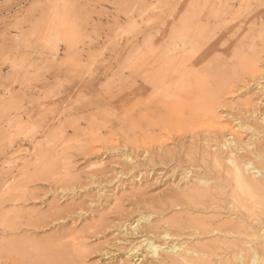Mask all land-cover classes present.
Listing matches in <instances>:
<instances>
[{
    "label": "rangeland",
    "instance_id": "1",
    "mask_svg": "<svg viewBox=\"0 0 264 264\" xmlns=\"http://www.w3.org/2000/svg\"><path fill=\"white\" fill-rule=\"evenodd\" d=\"M261 1L0 0V264H135L138 258L139 264L145 252L137 242L152 238L144 230L155 223L168 227L166 220L175 215L168 204L190 186V178L209 170L206 153L222 138L213 128L148 129L146 122L160 112L146 108L145 99L163 101L164 116L176 121L175 101L190 103L176 87L187 83L185 74L201 75L197 79L204 84L194 82L202 84L201 92L219 96L215 108L222 122H259L264 117ZM219 6L230 8L223 21L230 25L224 35L230 50L216 53L210 30ZM180 27L188 30L182 33ZM172 29L181 32L178 49ZM136 37L138 71L132 63ZM248 38L254 42L248 44ZM146 42L153 44L152 52L146 53ZM168 48L185 60L169 74L163 54ZM162 71L166 88L143 83ZM239 132L244 140L251 133ZM222 134L229 138L227 129ZM144 214L151 215V223L141 221L139 233L132 234ZM172 232L184 240L194 229ZM263 240L264 229L252 241L264 249Z\"/></svg>",
    "mask_w": 264,
    "mask_h": 264
},
{
    "label": "bare ground",
    "instance_id": "2",
    "mask_svg": "<svg viewBox=\"0 0 264 264\" xmlns=\"http://www.w3.org/2000/svg\"><path fill=\"white\" fill-rule=\"evenodd\" d=\"M217 1L219 4H221L222 2V0H217ZM210 3L208 1L209 5ZM262 3L264 4V2ZM258 6L260 5L258 4ZM229 9L230 8L222 9L219 6V7H215L214 13L211 11L212 15L214 16V26L213 28L212 27L211 28L213 29L214 32L211 31L212 30L211 29L210 33H212V35L213 33L216 34L215 42L213 46V49L216 53H221L222 49L225 51L230 50L224 37V35L228 33V31L230 30V25L228 23H223V21H225L231 13ZM253 10L252 12H254ZM259 12L263 13L264 11L262 12L260 10ZM208 13L211 14L210 12ZM246 17L247 16H245L244 18L246 19ZM191 18L192 17H190V19ZM180 20L182 21V19ZM183 21L185 23V20ZM251 23L253 25L255 22L252 21ZM251 23H249L250 26H252ZM260 23L261 24H259L258 28L263 30V32L262 31L261 33L260 31L258 32L260 34H263L264 23L262 22V20L260 21ZM180 25L184 26V24L183 25L180 24ZM199 25L200 27L199 26L196 27V23L195 25L193 24V26H195L198 29V31L199 30L202 31L203 29L201 26L203 24L200 22ZM241 25H243V23ZM237 28L238 27H236L235 31L238 30ZM179 30L181 31V29ZM187 30L188 29L186 30L183 29V31L181 32L185 33V31ZM198 31L195 30V32ZM176 32L178 31L172 29L170 36L172 41L174 42L175 49H178L179 47L177 46L176 37L179 36V34L181 35V32H179V34H177ZM258 32L256 34L259 35ZM219 33L220 35H217ZM190 35L193 38L192 34ZM230 35L228 37H230ZM210 38L212 39V36ZM250 38L253 39L251 36ZM250 38H248V41H250L248 44H250L251 41L254 42ZM258 38L259 37H257V39ZM186 39H189L188 36L186 37ZM180 42H183V40H181ZM135 43L137 50L136 53L134 54V59L132 60V63H134V69L138 71L140 69V60H141V49L138 42V37L135 38ZM142 44H145L146 46V53L152 52L153 50L152 43L146 42ZM244 45L246 46V44ZM184 46L185 44L181 46L180 49L184 48ZM241 46L238 47L239 51ZM247 47L245 49H247ZM251 47L250 48L252 49L253 52L255 50V46L253 47L251 44ZM169 50H170L169 48L165 49L163 53L164 55H166V57L164 58L168 60V64L166 66L167 74L174 72L177 67H179L185 62V60L180 61L181 58L179 59L174 55H171ZM234 53H238V51L237 52L235 51ZM213 55L215 56V54ZM242 55L244 54L242 53L241 56ZM148 57L149 54L146 56L145 66H147L151 61ZM182 58H184V56ZM247 59L248 58L246 57V60L244 59V61L247 62L249 60ZM250 66H248V68H250ZM219 67L216 66L217 68L216 70H219L218 69ZM254 67H255V63H254ZM247 69L245 67V70ZM245 70L243 71L246 72ZM208 72L207 74L209 75ZM162 73L163 71L160 73L157 72L156 78H153L152 80L146 78V80L143 81V83L146 86H152L154 90L161 91L162 87H164L162 80L163 77L160 78V75ZM202 73L203 72H201V74ZM198 74L200 73L198 72ZM198 76L199 75H197V77ZM197 77L194 75L192 76L185 74V81L187 83H185L184 86H182V89L180 86L176 87L177 92L180 91L179 95L181 99H183V97L190 99V103L188 105H185L184 102L179 103L178 101H175V106H178L180 108L179 111L180 114L176 121L164 116L163 113L167 112L168 107L163 101H160L158 99H152L150 97H147L145 99L146 108L154 109L155 111L160 112L156 120H154L153 122L151 121L146 122L147 124L145 126L148 129L159 128L164 131L168 130V132L170 133L172 132L170 130H173L174 132L175 129L176 131L178 129L187 132L189 130L190 132H193V129L194 131H196L195 129H199V130L203 129L204 131L208 132L211 128H213L214 130H218L221 133L219 135L222 136L219 137L222 138L221 140L218 139L216 140L217 147H215L214 150H209L206 153L208 158H210L209 161L210 162L212 161L209 170L206 167L207 170H205L204 173L198 174V176H195L193 179L190 178L192 180V183L189 182L190 186H188L187 184L188 188L185 186L186 188H184L181 192H179V194L177 195L178 199L173 200L168 204V210L171 212L175 211L173 212L175 214L173 215L174 217L172 216V218L170 217L169 220L168 219L166 220L165 224L168 227L165 226L161 227L155 223L149 225V227H147L144 230L146 234L151 233L152 238L144 237L145 239L141 240L140 242H137L140 247L144 248V252H145V254L142 253V258L139 264H264L263 246H259L256 243H254L255 241H252L253 239L258 238L260 236L261 231L263 232L264 229V117L261 116L257 118V121L259 120V122H255V123L249 121L244 122L246 120L244 118L245 120L244 121L240 120L236 126H233L232 124H226L225 123L226 121L222 122L223 120H220L219 118L220 115H218L219 112L218 113L216 112L217 107L215 108V104L217 102L216 99L217 97L219 98V96L217 94H205V92H201L200 90H198V86L202 84H198V82H194V81L201 80L199 79L201 75L199 76L198 79ZM226 79L227 78L225 77V80ZM202 80L204 81V79ZM218 82H222L221 78L219 79V81L217 80V83ZM219 84L221 85V83ZM220 85L218 87L221 88ZM164 88H166V86ZM221 107H223V104L221 105ZM185 112L189 113V115L187 114L188 115L187 118L182 117L183 113L185 115ZM180 118L181 121H178ZM137 122H140V118L137 120ZM226 129L229 132V138H224V134H222V131ZM239 129L247 130L251 132L247 140H244V138L242 137L243 132L242 134H240ZM195 134L197 135V133ZM211 134L210 137L214 135ZM168 136H170V134ZM206 136L208 137V135ZM210 137L208 138V140L212 138ZM211 172L213 173L211 174ZM217 195L223 197L219 198L217 197ZM209 207H213V211L210 212L209 210H207ZM207 212H210L211 215H207ZM150 217L151 215L144 214L141 215L138 220L136 219L137 226L131 229L132 234H134V232H137V228H140L139 226L142 225L141 221L145 220L146 222H148L147 224H150L151 223V221H149ZM172 228H176V229L191 228L194 229V233L188 236L189 238L186 237L184 240H182L176 237V235L172 232ZM261 243H263L264 245V242L261 241ZM135 245H133V248L135 247ZM139 246L137 245L136 248H138ZM149 255L151 256V258H149ZM135 256L136 255H134V257ZM134 257L132 256L130 258L133 259ZM137 260H139V258L136 259L135 264Z\"/></svg>",
    "mask_w": 264,
    "mask_h": 264
}]
</instances>
